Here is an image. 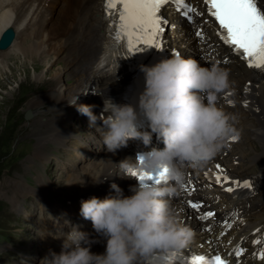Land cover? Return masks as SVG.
Instances as JSON below:
<instances>
[{
  "label": "clouds",
  "instance_id": "obj_1",
  "mask_svg": "<svg viewBox=\"0 0 264 264\" xmlns=\"http://www.w3.org/2000/svg\"><path fill=\"white\" fill-rule=\"evenodd\" d=\"M140 70L145 84L139 112L131 104L108 101L105 111L109 114L102 119L94 114V105H81L80 111L90 126L102 120V143L111 153L126 147L129 140L149 146L155 134L163 148L137 153L134 161H121L114 171L134 178L133 171L152 174L166 169L167 181L152 184L138 180L131 188L132 195L112 184L114 195L81 201V215L91 220L97 236L106 239L105 252L93 253L91 245L97 241L73 226L63 250L50 253L51 258L41 264H141L153 256H158L160 264H168L169 256L193 240V229L180 222L172 201L184 186L186 168L203 169L230 137L239 135L234 117L218 106L219 96L233 91L234 82L228 69L217 64L205 67L181 54L152 66L141 65ZM140 115L151 131L140 130Z\"/></svg>",
  "mask_w": 264,
  "mask_h": 264
},
{
  "label": "bare ground",
  "instance_id": "obj_2",
  "mask_svg": "<svg viewBox=\"0 0 264 264\" xmlns=\"http://www.w3.org/2000/svg\"><path fill=\"white\" fill-rule=\"evenodd\" d=\"M67 9H61L55 14H58L57 21L52 24L51 18L46 23L45 16H47V8L49 2L47 0H22V2L11 11L10 0H0V35L3 30L9 26H13L17 33L18 38L14 43V46L9 51L0 52V64L4 65V62L12 54H21L24 56V61L32 62V66L35 65L37 60L43 61L46 54H53V58L59 61V65L54 68L50 75L45 74L49 79L44 77V74H35L33 84H41V88L45 89V93L36 96L29 102V109L32 107H41L45 102L52 109L53 115H56L53 119L54 123L50 127L46 136L40 134L38 146L34 150V158L31 162H37L42 160V152L47 145V142L61 143L65 141L70 134L68 132V115L67 110L74 109L73 114L82 113L80 111L81 105H94L93 112L97 114L96 106L98 102L103 101V94H109L114 89L115 83L109 82L106 79H93L96 74L97 64H94L96 39L88 41V39L96 37L98 33L105 36V24L100 21H93L91 15V7L94 5V0H65ZM48 6L46 8V4ZM51 3L57 4L58 0H52ZM27 13L29 14V22L24 28L22 22L27 19ZM67 15H71L70 19H67ZM15 17V21L12 24V20ZM56 18V16H55ZM55 21V20H54ZM99 40V39H98ZM53 41H59L60 46L49 47ZM73 48L74 56L77 58V63H72L73 59L72 51L71 55L65 56L64 53H68ZM18 57V56H16ZM14 60L19 58H13ZM52 60L45 59L43 66H37L46 68ZM41 64V63H40ZM74 64V66H73ZM73 66V67H72ZM78 69V70H76ZM58 72V73H57ZM79 72V73H78ZM52 73V74H51ZM68 79L73 80L72 85H67ZM35 82V83H34ZM94 92H99V96H94ZM77 109V111H76ZM76 111V112H75ZM59 112V114L57 113ZM31 111H27L25 115L31 116ZM64 113V116L61 114ZM33 115V113H32ZM35 115V114H34ZM264 116V112H263ZM63 117V118H62ZM33 118V117H32ZM52 119V118H51ZM56 119V120H55ZM59 120L64 121L58 125ZM32 128L36 126V122H31ZM44 123L40 122L38 125ZM90 129L89 125L86 126ZM259 128L264 129V121L259 123ZM59 130V131H58ZM113 156L111 159L115 158ZM92 166V165H91ZM91 166L86 169L84 180L92 181L96 173H92ZM68 180H72L76 183L74 175L66 176ZM16 189L18 188L22 194H29L30 189L20 181H13ZM11 182V183H12ZM41 196V194H39ZM132 195V192L127 193ZM43 202L44 196L39 198ZM16 211V210H15ZM252 220V219H251ZM259 222L261 223V216H259ZM49 237L46 236V240ZM93 243L91 251L95 254H103L106 248V239L101 238ZM49 258V257H48ZM40 254L36 257L35 264L44 260Z\"/></svg>",
  "mask_w": 264,
  "mask_h": 264
},
{
  "label": "rangeland",
  "instance_id": "obj_3",
  "mask_svg": "<svg viewBox=\"0 0 264 264\" xmlns=\"http://www.w3.org/2000/svg\"><path fill=\"white\" fill-rule=\"evenodd\" d=\"M18 1L19 0H11L12 5L15 6V3ZM58 14L56 18H54L55 21L53 20L52 24L57 21ZM48 46L52 47L54 44ZM14 55L15 54H12L8 57L3 66L0 64V264H22L23 259L32 260L31 258L26 259L21 256L23 249L27 252H32L33 255L38 252L39 245L35 248L37 239L32 238L33 233H31L32 236L30 238L25 223H22V228L24 230L20 229L21 223H18V218L14 215V212L20 213L17 209L20 208L23 197L15 186L14 188L12 187V180L15 182V178L19 180L25 179L26 176L25 173L22 172V168L25 163L28 164L31 162L28 158H31L35 148L38 146L37 139L29 140L25 138L28 137L35 128H32L33 123L24 122L26 112L31 111L35 115H42L40 121H36L33 118L32 122L36 121V126L40 122L46 121L47 117L50 118L54 116L47 102L41 107L35 106L31 108L32 110L29 109L30 107L28 105L31 99L45 93V89L41 88V84H33L35 74L37 72L40 76L44 74V77L49 79L45 74L50 75V72L60 63L57 59L53 58L52 53H48L45 59H50L52 61L44 69L37 66H43L45 64V59L43 61L37 60L35 65L32 66V62L24 61V56L22 57L21 54H17L16 56L18 57ZM13 58L19 59L14 60ZM66 83L67 85H72L73 80L68 79ZM73 118V125L71 128L76 134H78L75 127L76 125L87 130L86 126L88 124L86 126L83 124L81 114L75 113ZM67 150L68 149L64 147L60 148L56 154L61 158L64 157V160H56L55 164L50 163L48 166V174L55 175V178L62 175L57 182L56 188L63 192L66 190V186H68L66 176L63 175L66 171L63 170L64 166L67 162L70 163ZM29 213H32V220H37L40 217L39 210L35 205L30 207ZM30 232H32V230H30ZM7 244L12 248H6ZM36 264H39V262Z\"/></svg>",
  "mask_w": 264,
  "mask_h": 264
},
{
  "label": "snow or ice",
  "instance_id": "obj_4",
  "mask_svg": "<svg viewBox=\"0 0 264 264\" xmlns=\"http://www.w3.org/2000/svg\"><path fill=\"white\" fill-rule=\"evenodd\" d=\"M169 2L182 5L185 15L196 11L184 0H105V10L107 18L110 20L108 34L112 47L105 63L113 62L112 58L120 56L121 49L125 47L127 56L143 52L147 48L161 50L163 48L161 37L165 32L162 25H167L168 21L162 19L159 13L162 6ZM203 2L211 16L215 17L218 22L222 30L220 35L223 42L229 45L239 58L245 60L249 68L264 71V12L259 7V0H203ZM189 19L191 20L192 17L189 16ZM196 35L203 38L202 31H197ZM121 41L125 43L121 44ZM223 62L226 64L228 61L224 59ZM248 90L246 87L245 91ZM228 103L231 104L232 101L229 100ZM245 106H248L247 102H245ZM232 139L235 140L236 137ZM217 167L219 166L217 165ZM209 174L205 173V175ZM132 175L142 183L161 184L167 181L166 169L158 170L152 174L133 171ZM215 178L217 183L221 182L220 174H217ZM223 180H228L226 174L223 175ZM250 186L247 181L243 184L245 188ZM184 190L188 192V195H191L188 188L185 187ZM225 190L233 191L231 187ZM187 203L193 209H201V205L198 203L191 201ZM211 217H214V213L207 211L200 219L207 220ZM227 226L231 227V225ZM254 243L259 244L261 241L255 240ZM243 253V249L235 250L237 257L242 256ZM176 255L169 256V259ZM259 258L264 260V251L259 253ZM190 264H230V262L219 254L214 256L200 254L194 255Z\"/></svg>",
  "mask_w": 264,
  "mask_h": 264
},
{
  "label": "water",
  "instance_id": "obj_5",
  "mask_svg": "<svg viewBox=\"0 0 264 264\" xmlns=\"http://www.w3.org/2000/svg\"><path fill=\"white\" fill-rule=\"evenodd\" d=\"M12 30L7 31V33L5 34L4 38L1 40L0 42V49L4 50L7 48L10 39L13 37V32H11Z\"/></svg>",
  "mask_w": 264,
  "mask_h": 264
}]
</instances>
